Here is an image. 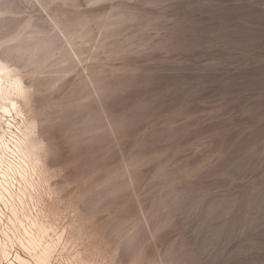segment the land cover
<instances>
[{
  "label": "rangeland",
  "instance_id": "rangeland-1",
  "mask_svg": "<svg viewBox=\"0 0 264 264\" xmlns=\"http://www.w3.org/2000/svg\"><path fill=\"white\" fill-rule=\"evenodd\" d=\"M0 63L50 264H264V0H0Z\"/></svg>",
  "mask_w": 264,
  "mask_h": 264
},
{
  "label": "bare ground",
  "instance_id": "bare-ground-1",
  "mask_svg": "<svg viewBox=\"0 0 264 264\" xmlns=\"http://www.w3.org/2000/svg\"><path fill=\"white\" fill-rule=\"evenodd\" d=\"M8 9L9 5H5L4 10L7 11ZM37 41L41 42L40 46L46 48L54 43V38L42 36ZM35 45H37V43ZM12 50H14V48ZM2 63H0V108L4 114H8L10 113V107L3 102L8 101L12 95H20L22 88L18 81L10 78L9 74L6 72V64L4 66ZM11 108L16 110L15 104L11 103ZM4 134L0 135L1 154L7 147L2 137ZM13 140H15L14 147L17 161L7 163L6 170H2L0 173V202L4 204L8 212L4 213L0 210V264L3 262H6V264H50L57 246L54 241L51 240L48 242L46 240L49 228L43 224L38 217L30 219L25 214V198L27 196L31 197L30 192H35V186L25 177L26 171L24 166H31L32 171H35V167L30 160L35 154V146L27 132H22L21 137H17V139ZM8 159L9 157L7 160ZM0 169H2L1 161ZM16 176H19L25 183V188L19 190V193L12 194L8 191L7 185L9 184V179H15ZM16 200L19 206H15L13 203ZM15 247L19 248L27 258L22 257L20 253L15 250Z\"/></svg>",
  "mask_w": 264,
  "mask_h": 264
}]
</instances>
